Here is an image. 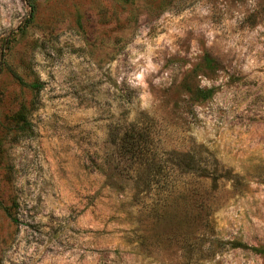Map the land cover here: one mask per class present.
<instances>
[{
    "label": "rangeland",
    "instance_id": "rangeland-1",
    "mask_svg": "<svg viewBox=\"0 0 264 264\" xmlns=\"http://www.w3.org/2000/svg\"><path fill=\"white\" fill-rule=\"evenodd\" d=\"M133 125L155 167L117 148ZM252 247L264 0H0V264H264Z\"/></svg>",
    "mask_w": 264,
    "mask_h": 264
},
{
    "label": "trees",
    "instance_id": "trees-1",
    "mask_svg": "<svg viewBox=\"0 0 264 264\" xmlns=\"http://www.w3.org/2000/svg\"><path fill=\"white\" fill-rule=\"evenodd\" d=\"M29 5L31 8H33L31 4ZM203 60L208 68H214L217 65L215 60H213L209 54H205ZM7 69L8 73L19 86H27L31 90L40 89L41 84L37 80L27 84L20 74L16 72V70L11 67H8ZM187 93H190V95L194 96L196 99L205 100L213 95V89L200 87H196L195 89L187 88ZM28 111L29 108H26L24 105H22L13 115V123L16 125L18 124L17 127L21 131L27 129L24 124L26 123V115L28 114ZM148 144L149 141L147 140V133L144 131V129H137V126L133 125L129 126V128L123 133L119 142H117V148L121 151L123 150L127 152L130 155V159L137 163L138 166L143 162V159L146 156L147 159L144 161V164L155 167L157 163H155L150 157L152 154L146 152L145 150V147L148 146ZM231 245H233L235 248L245 247L241 242L236 241H232ZM251 250L261 254L264 257V248L252 247Z\"/></svg>",
    "mask_w": 264,
    "mask_h": 264
}]
</instances>
